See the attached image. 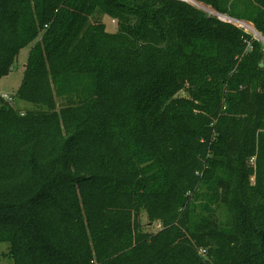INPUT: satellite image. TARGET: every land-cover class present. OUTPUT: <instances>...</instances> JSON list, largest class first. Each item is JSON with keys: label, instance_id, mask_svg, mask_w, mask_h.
<instances>
[{"label": "trees", "instance_id": "trees-1", "mask_svg": "<svg viewBox=\"0 0 264 264\" xmlns=\"http://www.w3.org/2000/svg\"><path fill=\"white\" fill-rule=\"evenodd\" d=\"M28 46L13 264H264V0H0V79Z\"/></svg>", "mask_w": 264, "mask_h": 264}, {"label": "rangeland", "instance_id": "rangeland-1", "mask_svg": "<svg viewBox=\"0 0 264 264\" xmlns=\"http://www.w3.org/2000/svg\"><path fill=\"white\" fill-rule=\"evenodd\" d=\"M193 4L194 6H198L199 4L196 2H189ZM206 11H208L206 9ZM107 26V30L110 32H114L117 23L115 21H112L111 18L108 16L103 15L101 19ZM248 24V23H245ZM243 26V28L249 32L252 33L256 38L257 36L254 32L246 28V26ZM31 49V46H28L20 51V54L18 56L17 62L13 68V70L5 77L0 79V95L3 96H11L14 98V101L12 104L18 109L23 110L24 112L26 110H33L35 109V106L32 103L23 101L21 99H18L16 97V94L22 84L23 81V76H24V65L27 63L29 51ZM182 95H185L184 93ZM255 158V155L253 156V159ZM151 226V225H149ZM159 227L158 224H155V227L153 229H157ZM9 252V244L8 243H0V264H13V261L9 258L6 257V254Z\"/></svg>", "mask_w": 264, "mask_h": 264}, {"label": "built area", "instance_id": "built-area-1", "mask_svg": "<svg viewBox=\"0 0 264 264\" xmlns=\"http://www.w3.org/2000/svg\"><path fill=\"white\" fill-rule=\"evenodd\" d=\"M8 102L12 103L14 101V98L11 96H3Z\"/></svg>", "mask_w": 264, "mask_h": 264}, {"label": "water", "instance_id": "water-1", "mask_svg": "<svg viewBox=\"0 0 264 264\" xmlns=\"http://www.w3.org/2000/svg\"><path fill=\"white\" fill-rule=\"evenodd\" d=\"M186 1H189V0H186ZM235 22H236V21H235ZM255 34H256L257 36H259V34H258V33H255ZM259 38H260V39H262L260 36H259Z\"/></svg>", "mask_w": 264, "mask_h": 264}, {"label": "bare ground", "instance_id": "bare-ground-1", "mask_svg": "<svg viewBox=\"0 0 264 264\" xmlns=\"http://www.w3.org/2000/svg\"><path fill=\"white\" fill-rule=\"evenodd\" d=\"M243 26H244V24H243ZM246 26V25H245ZM246 28H247V26H246ZM249 29V28H248ZM250 30V29H249ZM255 33V32H254Z\"/></svg>", "mask_w": 264, "mask_h": 264}, {"label": "crops", "instance_id": "crops-1", "mask_svg": "<svg viewBox=\"0 0 264 264\" xmlns=\"http://www.w3.org/2000/svg\"><path fill=\"white\" fill-rule=\"evenodd\" d=\"M24 67H25V65H24Z\"/></svg>", "mask_w": 264, "mask_h": 264}]
</instances>
